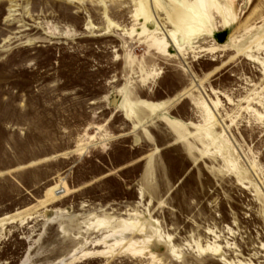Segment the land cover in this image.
Segmentation results:
<instances>
[{"label": "rangeland", "instance_id": "rangeland-1", "mask_svg": "<svg viewBox=\"0 0 264 264\" xmlns=\"http://www.w3.org/2000/svg\"><path fill=\"white\" fill-rule=\"evenodd\" d=\"M0 264H264V0H0Z\"/></svg>", "mask_w": 264, "mask_h": 264}, {"label": "bare ground", "instance_id": "bare-ground-1", "mask_svg": "<svg viewBox=\"0 0 264 264\" xmlns=\"http://www.w3.org/2000/svg\"><path fill=\"white\" fill-rule=\"evenodd\" d=\"M201 5H202V3H201ZM185 8H187V5L186 6H184V9ZM189 9H191L192 10V8H190L189 7ZM179 10V9H178ZM105 12V11H104ZM196 13V12H195ZM179 14V13H178ZM195 16V15H194ZM179 20L180 21H189V20H191L192 19V16H191V14L189 13V10H188V8L185 10V11H182V12H180V14H179ZM178 20V19H177ZM196 20V19H195ZM149 21V20H148ZM194 21V20H193ZM190 22V21H189ZM177 23V22H176ZM178 24V23H177ZM187 32V34H191L192 33V31H191V29L189 30V31H186ZM20 33V32H19ZM166 46V45H165ZM213 250V249H212ZM215 252H218V250H216Z\"/></svg>", "mask_w": 264, "mask_h": 264}]
</instances>
